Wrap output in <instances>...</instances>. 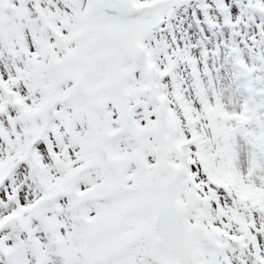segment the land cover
<instances>
[{
	"label": "snow or ice",
	"instance_id": "1",
	"mask_svg": "<svg viewBox=\"0 0 264 264\" xmlns=\"http://www.w3.org/2000/svg\"><path fill=\"white\" fill-rule=\"evenodd\" d=\"M0 264H264V0H0Z\"/></svg>",
	"mask_w": 264,
	"mask_h": 264
},
{
	"label": "rangeland",
	"instance_id": "2",
	"mask_svg": "<svg viewBox=\"0 0 264 264\" xmlns=\"http://www.w3.org/2000/svg\"><path fill=\"white\" fill-rule=\"evenodd\" d=\"M169 23L172 25V30L176 32L179 36L184 30H187L189 34L192 33L193 29H195L196 25L192 22L190 12L189 14L179 13L176 17H174ZM189 24L192 27H189Z\"/></svg>",
	"mask_w": 264,
	"mask_h": 264
}]
</instances>
